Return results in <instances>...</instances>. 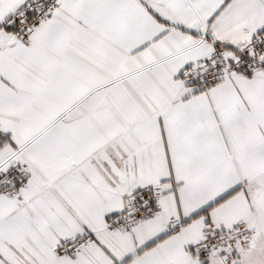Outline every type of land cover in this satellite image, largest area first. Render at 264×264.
I'll use <instances>...</instances> for the list:
<instances>
[{"label":"snow or ice","instance_id":"obj_1","mask_svg":"<svg viewBox=\"0 0 264 264\" xmlns=\"http://www.w3.org/2000/svg\"><path fill=\"white\" fill-rule=\"evenodd\" d=\"M0 264H264V0H0Z\"/></svg>","mask_w":264,"mask_h":264}]
</instances>
